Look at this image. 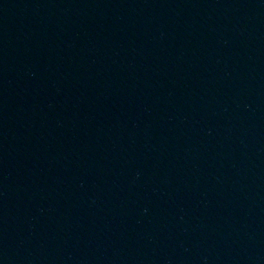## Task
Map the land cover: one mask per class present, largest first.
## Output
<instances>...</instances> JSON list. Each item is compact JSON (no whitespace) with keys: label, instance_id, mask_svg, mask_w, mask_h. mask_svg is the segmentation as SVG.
Listing matches in <instances>:
<instances>
[{"label":"water","instance_id":"obj_1","mask_svg":"<svg viewBox=\"0 0 264 264\" xmlns=\"http://www.w3.org/2000/svg\"><path fill=\"white\" fill-rule=\"evenodd\" d=\"M0 264H264V0H0Z\"/></svg>","mask_w":264,"mask_h":264}]
</instances>
